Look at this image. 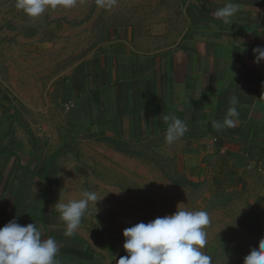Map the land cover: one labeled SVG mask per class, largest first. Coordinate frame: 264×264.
<instances>
[{
    "label": "crops",
    "instance_id": "0c3cea01",
    "mask_svg": "<svg viewBox=\"0 0 264 264\" xmlns=\"http://www.w3.org/2000/svg\"><path fill=\"white\" fill-rule=\"evenodd\" d=\"M148 1L46 92L17 89L0 72V227L13 217L35 222L56 240L59 264H117L127 255L103 229L98 204L70 237L54 206L105 191L97 164L107 159L105 140L157 146L205 192L241 193L264 218V60L253 53L264 47V0H232L238 11L228 23L215 18L228 0ZM27 30L47 43L67 25L56 18ZM232 98L235 126L217 131L212 121L223 120ZM169 113L188 126L172 145Z\"/></svg>",
    "mask_w": 264,
    "mask_h": 264
},
{
    "label": "rangeland",
    "instance_id": "374dc122",
    "mask_svg": "<svg viewBox=\"0 0 264 264\" xmlns=\"http://www.w3.org/2000/svg\"><path fill=\"white\" fill-rule=\"evenodd\" d=\"M149 2L116 0L111 9H105L96 0H77L71 9L49 7L39 17H30L16 8V0H0V72L7 74L17 89L30 94L46 92L95 51L111 26L132 19L133 9H147ZM56 18L66 22V33L47 43L37 33L29 40L28 28L44 27ZM115 149L123 153L116 156ZM100 150L107 158L97 162L106 173L99 178L105 191L96 193L101 199L95 212L117 243L124 244L125 228L172 214L180 203L188 210L209 213L207 245L202 251L212 257V264H243L251 248L264 238V218L246 196L205 192V186L184 177L178 162L161 148L105 140ZM102 200L108 201L106 205ZM116 204L123 207L116 209Z\"/></svg>",
    "mask_w": 264,
    "mask_h": 264
},
{
    "label": "clouds",
    "instance_id": "9594fccd",
    "mask_svg": "<svg viewBox=\"0 0 264 264\" xmlns=\"http://www.w3.org/2000/svg\"><path fill=\"white\" fill-rule=\"evenodd\" d=\"M98 6L111 9L116 0H96ZM77 0H16V8L30 17H39L46 8L62 6L73 8ZM238 11V5L228 0L218 8L215 18L225 23ZM254 62L264 60V47L253 48ZM237 100L232 98L223 120L212 121L217 131L235 126L239 117ZM167 124L165 142L172 145L188 131L186 122L174 114H164ZM94 191L84 190L80 199L57 202L54 206L59 218L65 224L64 234L72 236L79 228L89 204L100 200ZM97 208V207H96ZM210 224V215L206 210H188L177 205L172 214L145 223L138 222L123 230L125 237L123 248L127 255L121 256L117 264H212V257L202 249L207 245L206 227ZM59 247L52 237L44 238L42 230L35 222L21 225L13 217L0 227V264H59ZM243 264H264V238L251 248L243 258Z\"/></svg>",
    "mask_w": 264,
    "mask_h": 264
}]
</instances>
